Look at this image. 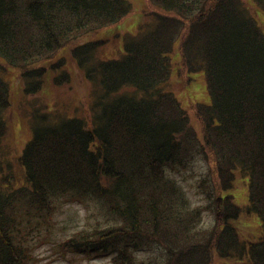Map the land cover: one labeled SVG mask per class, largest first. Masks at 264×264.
I'll list each match as a JSON object with an SVG mask.
<instances>
[{
	"label": "trees",
	"instance_id": "trees-1",
	"mask_svg": "<svg viewBox=\"0 0 264 264\" xmlns=\"http://www.w3.org/2000/svg\"><path fill=\"white\" fill-rule=\"evenodd\" d=\"M149 2L152 22L126 37L121 57L108 59L99 51L109 36L77 42L135 14L132 2L0 0V142L12 95L6 73L28 96L48 74L55 85L69 83L58 54L78 44L69 55L77 77L92 83L88 118L43 103L31 112L32 135L18 156L24 180L16 185L8 163L0 184V264H29L33 235L53 226L63 200L95 202L105 217L65 237L63 254H113V264H211L217 254L264 264V31L250 12L263 15L264 0ZM183 69L204 70L213 98L192 102L195 118L167 87L172 75L188 77ZM199 159L198 187L218 212L207 227L205 210L170 175ZM239 173L249 182L247 211L263 227L251 242L233 224L244 211L229 192ZM142 250L149 255L140 257Z\"/></svg>",
	"mask_w": 264,
	"mask_h": 264
},
{
	"label": "rangeland",
	"instance_id": "rangeland-1",
	"mask_svg": "<svg viewBox=\"0 0 264 264\" xmlns=\"http://www.w3.org/2000/svg\"><path fill=\"white\" fill-rule=\"evenodd\" d=\"M133 3L135 14L128 16L120 22V24L114 25L111 29H103L100 32L92 33L89 36L81 38L77 43L87 42L89 40H99L100 38H106L109 36L111 39L108 43L103 45L99 51V55L104 58L121 57L124 51V41L127 36L133 35L138 29L146 24L152 22V13L155 7L151 5L149 0H128ZM254 8V9H253ZM250 9L251 15L258 20L260 27L264 31V14H260L255 7ZM179 42H177L173 54V65L176 66L178 58L181 57L179 51ZM73 45L70 44L65 50H61L58 56H63L67 59L68 69H70L72 78L69 83H63L55 85L52 81L51 74L47 75L46 83L43 88L37 92L36 95H25L22 90L21 83L16 82V75L9 73L7 78L11 80V106L5 111L7 129L5 135L0 142V184L3 181L8 172V163L14 170L16 176V185L22 183L25 177L24 170L20 165L19 154L24 149V145L31 138L32 126L30 123L31 112L37 105V103H43L47 108L54 111L60 110L61 114H79L86 118L90 117V106L92 105V83L85 80L82 75L77 77L78 69L74 64L76 63L69 55V51ZM174 70V67L173 69ZM182 75H188V78L184 79L181 75H172V78L168 82L167 87L173 90L177 98L180 99L184 108L188 110V113L192 118L194 117V111L191 108L192 102H204L212 104V96L207 85L206 74L204 70L199 72H190L183 69L180 71ZM187 80V81H186ZM195 118V117H194ZM196 125L199 127L200 123ZM200 128V127H199ZM205 163V162H204ZM204 163L199 160H194L193 164L183 171L176 169L170 170V175L176 177L177 181L182 185L187 196H189L192 204H197L205 210L203 212V226H213L217 222V210L212 203L210 196L206 194L207 190L202 191L198 187V179H202L200 170L204 167ZM235 186L232 190H229L230 194L234 196V202L240 204L244 211L241 216L233 221V224L238 228V234L242 239L247 241L258 240L262 235L263 227L261 225L260 216L255 212L247 211L249 203V182L247 178L244 179L239 173L235 181ZM8 185V184H7ZM11 185V184H9ZM84 203L74 200L65 201L59 206V210L54 213L53 226L43 232L40 235H33L32 241H36L31 246V254L29 249L27 254L29 264H113L112 255H97L86 256L79 253H71L70 251L62 252L60 242L65 237L71 235L77 229L96 226L99 222H103L104 215L100 213L95 207V202ZM221 218V216H220ZM48 228V227H46ZM45 228V229H46ZM27 246L24 239L20 243V246ZM140 257H146L149 255L147 251H138ZM214 261L211 264H237L239 260L233 257L222 258L215 255Z\"/></svg>",
	"mask_w": 264,
	"mask_h": 264
}]
</instances>
